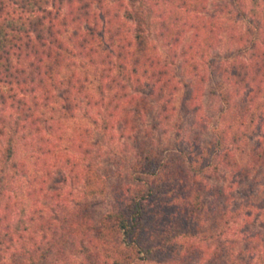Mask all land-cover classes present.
Returning a JSON list of instances; mask_svg holds the SVG:
<instances>
[{"label": "trees", "instance_id": "trees-1", "mask_svg": "<svg viewBox=\"0 0 264 264\" xmlns=\"http://www.w3.org/2000/svg\"><path fill=\"white\" fill-rule=\"evenodd\" d=\"M232 1L249 5L252 18L236 38L245 50L210 62L222 107L217 134L202 146L201 68L219 32L209 0H0V264H68L69 248L81 264H264V234L253 229L264 215V0ZM182 89L179 110L201 129L188 151L151 147L147 130L129 182L110 186L83 163L89 129L71 137L73 154L61 155L63 119L84 101L103 136L137 142L155 109L159 124L172 126ZM21 138L38 156L32 165L17 161ZM61 167L96 182V194L108 191L113 209L95 220L59 195L50 213L28 206L24 192L31 197L30 186Z\"/></svg>", "mask_w": 264, "mask_h": 264}, {"label": "rangeland", "instance_id": "rangeland-1", "mask_svg": "<svg viewBox=\"0 0 264 264\" xmlns=\"http://www.w3.org/2000/svg\"><path fill=\"white\" fill-rule=\"evenodd\" d=\"M111 3H114L115 0H109ZM248 2V1H246ZM246 5V4H245ZM250 6H240L236 5L232 0H209L208 3V12L209 16L216 22V26L219 28L218 40L216 42V48L212 52L209 60L204 63L201 68L202 73L206 76V82L204 84V96L202 99L203 104V117L205 119L206 132H203L201 138L202 146H205L206 143L210 142L214 138V134H217L219 124V111L222 107L221 103L214 96L215 81L210 79L211 72V60L215 58L231 59L238 52L244 51V44H240L236 38L245 34L249 29V22L251 21L252 16L249 14ZM155 34V32L153 33ZM235 38V40H233ZM190 36H185V41L189 42ZM246 40V39H245ZM159 47H161V53L163 57L167 56L168 50L164 47L161 41H157ZM178 61L177 64H179ZM78 64H81L80 60ZM80 70H82L80 68ZM174 73L179 75V70L172 68ZM92 80L88 85L90 88L96 87V83L93 80V76H90ZM218 78L216 81H218ZM184 89H182L175 99V107L178 108V112L175 115V119L172 122V126L166 124H159L155 119L156 109L151 112L145 119L144 123H140V128L142 135L138 137V141H133L128 138H120L119 134L114 137L113 140H109L108 133L107 136H103L102 130L96 129L93 125L91 118L87 115V111H92L90 107L86 105L87 101H84L82 108L77 112L76 116L71 119H63V130L66 132L67 140L64 138L63 141L59 143V151L61 155L65 157L66 155L73 154L71 149V137L79 133L80 129H89L91 132L88 134L87 146L90 150L89 158L83 163L86 165L92 166V171L90 175L100 177L98 180L99 184L103 181L107 185L117 183L118 181L129 182L126 176L132 174L133 163L135 162L136 153H138L139 143L144 141L143 136H145V131L149 130L153 133L152 146L154 148L160 149H169L173 148V151L189 150L192 139L200 133L201 129L194 124L193 118L191 116H185L186 114L182 113L179 110V105L181 103V98L184 94ZM95 93V90L94 92ZM92 113H95L92 111ZM64 115L61 111L57 116ZM222 127V126H221ZM202 134V133H201ZM8 136H5L1 147H5V142ZM18 155L17 161L24 164H34L37 160V155L33 154L35 151L34 148L29 147L25 139L21 138L18 140ZM1 148V149H2ZM146 149V148H145ZM71 151V152H70ZM237 160L240 163L245 161V156L240 154L238 150L233 149ZM99 165V167L97 166ZM62 168V167H61ZM69 169L62 168L53 170L48 179H41L40 184H34L30 186V191L33 195L27 197V194L24 192V202L26 204L32 205L33 208L41 205L51 212L53 207L58 203L59 197L61 199H67L72 203H81L88 210L93 212L94 219H101L106 213L113 209L114 200L110 196V193L107 191L105 195L96 194L98 190V185L96 182L85 184L84 182L77 181L74 175L68 172ZM99 173V174H97ZM35 170L30 169L26 173V179L34 180ZM26 179H19L20 184L26 183ZM22 182V183H21ZM45 182V183H44ZM97 182V183H98ZM28 184L24 185V189ZM29 187V186H28ZM41 187L44 188V193L36 194L34 191L39 190ZM97 187V188H96ZM28 191V190H27ZM28 192V193H30ZM257 201L259 203H264V188H260ZM37 200L41 201L40 203ZM70 203V202H69ZM254 227L255 231L262 232L264 234V215L262 217H254ZM67 258L68 264H81L82 258L78 255L77 251L72 248H69L68 251L64 254Z\"/></svg>", "mask_w": 264, "mask_h": 264}]
</instances>
